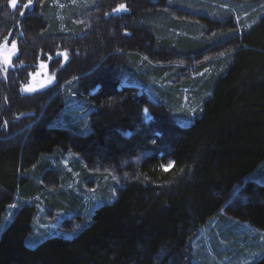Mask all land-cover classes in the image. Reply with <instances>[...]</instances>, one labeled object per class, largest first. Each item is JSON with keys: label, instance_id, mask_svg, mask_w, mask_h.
I'll return each mask as SVG.
<instances>
[{"label": "trees", "instance_id": "obj_1", "mask_svg": "<svg viewBox=\"0 0 264 264\" xmlns=\"http://www.w3.org/2000/svg\"><path fill=\"white\" fill-rule=\"evenodd\" d=\"M10 2L0 0V45L12 33L18 35L20 49L31 55L25 62L32 65L41 55L69 49L74 63L70 62L72 72L66 79L89 72L81 79L87 94L96 85L100 88L83 106L96 110L91 130L78 134L76 125L58 120V109L71 101L65 94L55 97L48 89L32 97L18 86L3 87L1 105L9 107L17 98L18 111L13 122L8 111L0 114V264H187L192 260V255L187 259L188 246L212 221L221 232L236 221L264 232V184L253 180L264 171V0L235 4L241 9L258 5L248 19L252 25L218 28L211 39L201 36L200 24L189 26L182 18L205 11L232 21L231 11L213 12L221 0H122L128 12L117 22L122 27L108 28V21L101 18L102 27L106 25L100 36L104 46L94 37L84 39L97 52L84 60L75 57L78 42L68 39L84 36L85 26L66 22L68 27H59L50 16L54 0L43 5L38 0L32 14L26 11L18 22L12 21ZM197 19L213 24L206 16ZM234 35L233 42L228 40ZM224 39L228 40L224 58L202 64L196 77L180 85L170 66L174 56L203 53ZM123 81L156 89L158 104L136 91L116 92ZM184 87L199 96V111L189 120L181 110ZM123 95L127 98L121 103ZM144 107L151 109L154 120L133 127V117L139 121ZM29 113L35 115L28 118ZM117 129L136 135L126 140ZM152 139L155 148L137 170L131 164L126 168L128 175L136 172L138 178L122 186L114 201L91 212L87 227L73 237L45 236L36 246L28 244L36 233L40 207L77 209L65 178L56 182L55 191H47L43 184L47 170L53 165L59 169L63 151L72 145V150L87 154V164L105 168L134 157L135 141ZM74 167L86 178L85 164L77 162ZM236 188L242 203L232 200ZM254 264H264V257Z\"/></svg>", "mask_w": 264, "mask_h": 264}, {"label": "rangeland", "instance_id": "obj_2", "mask_svg": "<svg viewBox=\"0 0 264 264\" xmlns=\"http://www.w3.org/2000/svg\"><path fill=\"white\" fill-rule=\"evenodd\" d=\"M37 1L38 0H32V3L28 7H24L25 4H28V0H15V7L13 6V2H10V7L14 11L12 21L18 22L16 20L24 16L26 11L32 14L31 12L34 11ZM39 2L40 5H43L45 3L49 4L51 0H39ZM121 2L122 0H54V2L49 6L53 8L50 16L51 20H54V22H56L58 25L60 23L59 27L61 28L67 26L66 22H71V24H74L73 26H85L84 29L86 32L84 36L75 40L68 39L69 42H78V47L74 48L76 51L75 57L77 59L84 60L91 57L94 58L97 53L92 47H89V45L86 46V40L94 37V39L99 42L100 45L104 46V43L100 38L102 28L106 25H108V28L114 25H117L116 28L121 26L120 24L122 23L118 24V20H123L125 16L124 13H128L125 11V9L121 11H115L119 5L123 4ZM238 3L242 4L241 0H221L219 6L214 4L215 9L213 12H218L217 10L223 13L226 11L233 12L234 19L232 21L229 20V18L219 19L215 15L209 14L205 11L195 12V18L182 19L186 20L185 22L189 26L200 24V28H203L201 36L211 39L215 33V30L218 28L230 29L235 25L238 26V29H240L243 28L241 27L242 22H247L246 28L252 25L251 23L253 21H248V19L253 14L252 12H256V10L259 9L257 7L258 5L255 3L249 4L250 7L241 9L235 6V4L237 5ZM199 16H206V18L211 20L213 24H207L208 26L203 24L197 19ZM172 17L180 19V17H176V15H172ZM101 18H104L103 22H105V20L108 21V24L102 27ZM110 19H114V21ZM217 19L220 21H217ZM234 37L235 35L230 37L228 40L233 42ZM228 40L224 39L218 43H214L203 53L191 57H176L175 55L174 57L176 61L170 66L172 70L176 72V80L178 83L181 85L183 82L187 81L188 77H196L195 70L201 67L202 64H206L210 61L216 63L218 59L224 58L223 55L226 50ZM13 44L16 47L15 51L10 56L11 63L5 64L4 55L6 50L9 52L12 51ZM20 45V38H18V35H15L14 33L9 35L5 42L0 45V114H7L8 111L11 118L10 122H13V120L16 119H13V117H15L17 114L15 112L18 111V107L16 105L18 104L17 98L11 101L9 107L1 105V99L4 96L3 87L6 83L10 84L8 85L9 88H15V86H18L19 91L23 92L24 95L26 94L32 97L34 94H44L48 89H51L55 92V97L60 95L64 96L65 94L66 98L68 97V100H71L67 105H61L60 109H58L57 114L60 115L58 119L59 123L61 122L62 125L65 126L76 125L77 130L75 133L78 134H85L89 132L92 125L91 118L92 115L96 114V110L91 111L88 110V107H86L85 112L83 106L85 105L88 95H96L100 88L98 85H96L94 88H91V90H89V94H87V91L83 88L84 85L81 79L82 76L84 77L89 72L79 75L76 78L66 79L65 76L67 73L69 74L72 72L70 66L73 64L71 63H74V60L70 56L71 52L69 49H63L61 50L60 54L57 52L55 56H51L49 54L41 55L37 63L32 65L25 62L28 60V58L30 59L31 55H27L26 53L24 54V52H22L19 47ZM86 47L89 49L86 50ZM215 63L213 64L215 65ZM66 68L67 70L65 71ZM5 69H7V71H5ZM62 71L65 72V74L62 75V77H65V79L62 78L64 81H62V83L58 85L57 88V81L59 80L58 78L61 76ZM23 77L24 82H22V84H18L21 82ZM51 77L54 78L52 79L51 83H48L47 81ZM40 85H43V87ZM27 86H33L36 90L27 92L25 91ZM141 88L142 87L138 84L123 81V83H120L117 86L116 92L129 93L130 91L133 93L136 91L138 95L146 94L148 98L151 99L152 104H158L159 97L156 89H153L152 87H148L146 89ZM191 90L192 89L185 87L182 88L184 100L181 110L189 114L190 117H187V120L191 119L197 113V111H199V96H197V94H193ZM111 93L112 95H110L111 97H109V99L113 100L115 94L110 91L109 94ZM205 95L206 94L203 96ZM123 96L124 97L120 101L121 103L123 100H126L125 98H127L126 95ZM156 107L159 108L158 105ZM55 108L56 107L54 106L53 109ZM158 108H155V110H159ZM145 109H147V112H145ZM75 112L79 113L76 115ZM93 112L94 114H92ZM34 115L35 113H29L27 116L30 118ZM21 118L22 117L19 119ZM153 120L154 115L152 114L151 109L144 107L141 110L139 121L133 117V127L135 126L138 128V123L149 124ZM20 121L21 120L18 122ZM182 122L186 123L187 121L182 120ZM24 129L25 128L22 129V132L19 131L18 134L23 133ZM117 132L120 134V137L126 140L132 139L136 135V132L129 129H117ZM159 136L160 135L157 134V137ZM139 142L140 141H135L136 147L134 148V157H129L126 162L120 161L117 165L105 168L100 166L92 167L87 164V154L72 150V145L69 149L63 151L58 164L59 169L53 165V168L47 170L44 175L45 178L43 177V184L47 191H55L58 189L56 182L60 183V181L65 178L67 188L66 190L68 192H72L70 197H72L74 202H76L75 206H77V209L72 208L73 210L71 211H64V208H62V210H57L55 208L49 210L47 208L40 207L35 224L37 227L35 228L36 233L34 234L33 239H31V237L28 240V244L31 246H36L43 241L45 236L61 235L68 238L73 237L82 229L87 227L89 225V219L91 218V212L93 215L97 207L103 205L104 203H110L114 201L118 195L119 189L122 186L138 178L136 172L134 173L135 175H128V172L126 171L128 164H131L130 166L137 170L139 163L142 162L145 156L151 154L155 148V140L153 139L149 143L144 141L143 144H139ZM156 147L159 148L158 146ZM77 162L83 163L87 166L88 172L85 174L86 178H83L84 175L81 171L75 169L74 166L77 164ZM170 164L173 165L172 162H170L168 165ZM261 173L263 174L254 175L253 180L260 184H264V171ZM110 181H113V186H109V184L111 185ZM232 197V200L235 202H244V198H242V196L239 194L238 188H236ZM92 207L93 209L90 211ZM229 230L232 232L231 234L227 235ZM231 236H236L237 240L234 237L233 239ZM188 248L190 249V253L187 259L192 255V260L190 259L191 263L188 262L187 264H254L264 257V232L256 229L247 222L237 223V221L236 224L231 223L226 228H223V232H221L217 231V221H212L206 226V228L199 230L196 233L192 243L188 246ZM215 254L219 257L221 255L222 257L217 259Z\"/></svg>", "mask_w": 264, "mask_h": 264}, {"label": "snow or ice", "instance_id": "obj_3", "mask_svg": "<svg viewBox=\"0 0 264 264\" xmlns=\"http://www.w3.org/2000/svg\"><path fill=\"white\" fill-rule=\"evenodd\" d=\"M31 3H32V0H28V4H25L24 7H28ZM13 6L15 7V0H13ZM125 7H126L125 5L121 4V5H119L118 8L115 9V11H121V10H124ZM15 47H16V46L13 44V46H12V51H11V52H9V51L6 50V53H5V55H4V63H5V64H9V63H11V61H10V56H11V55L13 54V52L15 51ZM42 67H43V65H42ZM5 71H7V69H5ZM53 78H54V77L49 78V80H48L47 82H48V83H51ZM40 86L43 87V85H40ZM35 90H36V89H35V87H33V86H27V87L25 88V91H27V92H32V91H35ZM145 112H147V109H145ZM167 167L170 168V167H172V165L170 164V165H168ZM165 170H167V168H166Z\"/></svg>", "mask_w": 264, "mask_h": 264}]
</instances>
